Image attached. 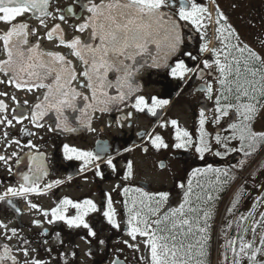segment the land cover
<instances>
[{
    "label": "snow or ice",
    "instance_id": "1",
    "mask_svg": "<svg viewBox=\"0 0 264 264\" xmlns=\"http://www.w3.org/2000/svg\"><path fill=\"white\" fill-rule=\"evenodd\" d=\"M74 2L80 6L79 13H74L72 6L66 10L57 8L55 13L49 11L54 6V0H0V22L10 25L9 30L0 32V56L5 57L0 60V74L6 78L0 79V84L13 85L15 89L25 93L44 90L42 95L37 97L38 102L28 111H20L18 115L15 113L22 107L19 99L0 90V97L10 99L16 104V108L12 109L14 115L10 118L6 114L8 104L5 99H0V126L7 128L13 126V121L22 123L28 120L35 128H43L41 121L50 112H55L56 128L64 132H75L77 126H80L91 131V119L96 112L103 114L113 109L119 110L120 105L127 106L133 98L134 103L131 106L136 112L158 117V110L168 105L169 101L157 97L146 99L143 95H137L140 89L137 77L146 67L166 68L170 69L172 78L184 81L189 87V81H201L196 91L204 93V98L212 101V122L219 124L224 121L228 125L226 130L231 133L223 137L220 134L215 135V143L223 147L225 153L240 152L244 158H249L258 150V146H264V132H256L253 129L257 116L264 110V71L255 66H264V56L247 45L224 43L222 50L209 49L206 45L200 48L201 53L211 51L212 60L193 56L191 52L184 53L200 67H189L183 58L176 60L174 66L170 63L181 54L185 26H191L197 32H201L205 27L203 21L207 10L197 0ZM85 12L86 16L83 15ZM26 13L36 16L43 27H47L46 20L49 17L68 23V14H72L73 19L82 20L79 25H72L73 30L81 33L87 30L88 39L82 41L79 37H74L70 42L66 41L61 24L57 23L47 31V39L52 40L55 36L59 45L68 48L69 52L62 54L44 51L38 43L30 42V36L35 34V30L27 23H14ZM217 16V24L227 21V17L219 9ZM217 31L223 34L225 29L221 27ZM201 35L203 36V33ZM228 35L230 37L232 33L229 32ZM232 49L239 51L240 56H234ZM68 56L78 58L84 70L77 73ZM78 77H83L84 83L80 87L87 88L90 96L84 95L73 86ZM78 101L83 102L82 107L78 106ZM27 105L28 101L25 99L24 106ZM66 110L79 113L75 117V125L65 115ZM132 117L133 113H128L125 119L131 120ZM208 119L209 109L202 107L199 111L200 136L197 142L193 141L188 131L178 127L177 120L172 119L170 124L175 129L176 141L174 147L185 150L194 147L199 158L203 159L205 152L212 151L205 139L204 128ZM167 123H162L161 127H166ZM27 135L33 136L37 133L27 132ZM3 136L5 140L8 139L7 132H4ZM233 141L238 142V147H230ZM150 142L157 150L169 147L159 134ZM15 143L20 145L19 140ZM21 147L31 150L25 153L28 170L19 174L18 188L8 187L0 194V203L9 206L17 216L21 214V209L13 198H23L27 201L26 208L39 210V206L28 199L29 195L46 194L44 189L51 190L62 183L57 179L42 189L41 181L49 175L46 167L49 157L31 142ZM107 151L106 145H101L98 153L64 145L63 157L66 160L83 161L81 172L95 162L94 174L102 177L100 161L113 172L118 171L115 157L109 155L105 158L101 155ZM143 151L147 152L148 148L145 147ZM225 153L216 151L215 155L223 157ZM12 156L17 157L16 163L19 165L21 160L18 153L13 152ZM9 159L0 155V162L4 165L9 164ZM245 163L246 159L239 161L241 166ZM8 170L11 171V168ZM209 173L212 174V179L208 184L197 185L203 195L194 194L191 180L187 188L183 184L179 185L182 190V202L177 207H165L168 201L167 193L151 194L141 188L124 187L123 195L127 199L122 200L121 204L126 213V235L130 241L135 242L133 244L125 241V245L139 252L142 243L148 256H142L140 259L147 260L148 264H206L205 248L211 239L212 204L235 179L229 171L213 168H197L192 175L195 177L197 174ZM133 174L132 162L126 161L124 179H130ZM130 193L136 195L130 196ZM239 203L240 195L236 194L230 207L226 209V214L233 216ZM106 205V210H102L92 199L74 202L64 198L50 211H42L45 221L35 220L33 224L42 227L44 222L54 224L62 221L69 229H87L88 236L95 238L97 232L86 220L90 213L100 211L111 228L121 227L116 219L117 212L110 194L107 195ZM69 209H74L75 213L71 214ZM240 221L244 223L241 224L233 216V219L225 224V264H264V259H261L264 257V231H260L264 228V212L260 213L259 219L254 218V212H249L247 216L241 215ZM0 229L4 230L5 239L17 238L18 243L14 250L23 253V264H42L37 259L29 258L30 251H35L30 248L29 238L20 236L16 228L9 230L2 222ZM233 231L235 235H232ZM38 235L46 238L48 233ZM59 235L57 233L58 237ZM99 243L104 244L105 241L100 240ZM2 248L0 264H7L8 261H11V264H21L12 256L13 248L7 244L2 245ZM113 264H120L119 258H116Z\"/></svg>",
    "mask_w": 264,
    "mask_h": 264
},
{
    "label": "flooded vegetation",
    "instance_id": "2",
    "mask_svg": "<svg viewBox=\"0 0 264 264\" xmlns=\"http://www.w3.org/2000/svg\"><path fill=\"white\" fill-rule=\"evenodd\" d=\"M96 2L99 3L100 0H96ZM197 2L207 10L204 14L205 19L210 20L212 18V20H216V24L218 20L217 9H219L227 17V21L217 24L218 28L223 27L225 29L224 32H228L230 27H227L226 24L231 22V28L234 30L232 31L233 34L237 37L239 36V38L241 37L240 43L250 44L249 46L253 51L264 56V0H197ZM69 6L74 8V13L81 11L80 6L75 4L74 0H54V6L49 11L55 13L57 8L66 10ZM228 6H238L241 8L247 6L249 9H236L235 16H231V13L227 12L228 9L226 7ZM83 15L86 16L87 13L85 12ZM244 21H246V24H243ZM21 22L27 23L31 29L35 30V34L30 36V42L33 44L38 43L44 51H55L62 54L69 52L68 48L59 45V40L55 36L52 40L47 39V31L51 30L57 23L61 24L65 40L68 42L74 37H79L82 41H85V38L89 35L87 30L83 33L73 30L72 25H79L82 20L73 19L72 14H68V23H62L59 19L53 20L51 17L47 18V27L41 26L39 19L32 13H26L14 23ZM235 24L238 25L236 26L237 33L235 32ZM242 27L244 30L248 28L246 34H241L240 28ZM9 28V24L0 22V32H6ZM201 33H204L203 29L201 32H197L193 27L185 26L183 30L184 44L181 54L171 62L172 66H174L176 60L183 58L189 67H200L195 60L184 55L185 52H191L193 56L212 60L210 56L206 55L208 52H200L201 47L205 45L207 47L210 46L212 35L211 33H206L202 36ZM0 47H2V44H0ZM4 58L0 56V60ZM68 59L74 63L77 73L82 72V65L77 61L78 59L75 56H68ZM255 66L264 71V66L259 64ZM0 79L6 80L2 74H0ZM138 80L142 84L140 95H143L146 99L157 97L169 101L168 105L158 110V117H152L146 113H138L132 106L120 108L119 110L113 109V111L103 114L96 112L91 122L93 130L86 134L82 132L69 135L52 132L49 124H43V128L37 129L28 120L22 123L13 121V126L7 128L0 126V155L10 158L8 165L0 162V194H3L8 187L18 188L19 174L27 172L28 160L25 153L31 150L21 147V145L27 142L36 144L40 152L49 157L46 163L49 175L42 179L41 188L44 189L46 184L57 179L62 181L60 185L54 186L51 190L44 189L46 194L29 195L28 199L36 203L39 206V210L26 208L27 201L23 198H13L21 209V214L17 216L9 206L0 203V222L6 224L9 230L12 228L18 229L20 236L31 240L30 248L35 249V251H30V259H37L42 264H78L76 259H78L81 250H83L82 253L84 250H87L95 264H112L116 258L122 259L120 258L121 250H113V247H116L120 243L121 236L126 237V218L122 219V216H120L121 214L126 215L125 210L120 211V207L122 206L121 201L124 200L121 194L125 183L123 184L120 179L123 176L124 170L126 171V161L130 158L126 154L132 150H140L141 154L150 155L151 158L157 159L155 163H149L147 167L149 173H156V170L158 173H167L165 181L159 175L156 178L157 180L153 181L147 178L144 173L145 171L139 174L136 173L137 171L133 172L135 176L134 186L136 188H141L149 193L170 194L165 205L166 208L177 207L182 202V190L179 185L181 183L187 188L188 184L186 183L194 172L193 169H220L222 171H229L230 175L235 177L234 181L227 185L225 191L220 193L219 198L214 201L219 202V207L216 210H211L213 220L210 222L212 224L210 231L211 239L205 248L206 264H211L214 261L225 262V224L229 220H232L233 216L238 222L243 224L244 222L240 221L241 215L247 216L249 212H254L255 218L256 213L259 215L264 212V146H258V150L252 157L244 158L240 152L225 153V149L215 143L216 134H220L223 137L231 133L226 130L228 125L224 121H221L219 124L212 122V101L206 100L204 93L196 91L201 81H196L195 83L189 81V84H191V87H189L184 81L172 78L170 76V69H166L163 72L144 70L139 75ZM82 83H84L83 77H78L73 82V86L78 91H82L84 95L90 96L87 88L81 89L80 85ZM0 90L19 99L22 107L17 109V113H15L17 115L20 111H28L34 103L38 102L37 97L41 96L44 91L41 89L25 93L7 83L0 84ZM0 99H5V102L8 104L6 114L11 118L14 115L12 109L16 108V104L7 98L0 97ZM25 99L28 101L27 106H24ZM180 102L183 106H186L187 113L191 119L190 123L183 129L189 132L194 142H197L200 136L199 111L202 107L209 109V119L205 124L204 131L206 133L205 139L209 142L212 151L205 152L203 159L199 158V154L194 151V147L187 150L176 149L174 147L176 143L175 129L171 127L170 121L173 118V108ZM128 113H133L131 120L125 119ZM168 114H170V119L166 118L165 120V122H168L167 126L160 127V119L164 115L168 116ZM139 120H154L153 132L147 135L145 132L147 129L141 126ZM253 129L256 132H264V110H261L257 116ZM4 132L8 133L7 140L4 139ZM27 132H35L37 135L28 136ZM157 134L161 135L164 142L169 145L168 148L157 150L151 146L150 141ZM16 140L20 141V145L15 143ZM64 145L94 153L99 152L101 145H106L108 151L101 153V155L105 158L109 155L115 157L114 162L118 171L113 172L103 161H100L102 177L94 174L95 162L90 168L81 172V168L84 167L83 161L75 159L66 160L63 157ZM145 147L148 148L147 152L143 151ZM230 147H238V142L233 141ZM216 151L225 154L223 157L216 156ZM13 152L18 153L21 160L19 165L16 163L17 157L12 156ZM241 159H246V163L242 166L239 165ZM161 164H163V168H161ZM176 165H181L179 173L176 171ZM9 168H11V171L8 170ZM240 178L242 179L240 180ZM210 179H212V174H206L203 180L199 183L197 182V185H207ZM197 185L193 189L194 194L203 195ZM108 194L111 195L114 202L117 212L116 219H118V222L121 221L120 229L111 228L100 211L90 213L86 217L87 222L97 232L95 238L88 236L87 229H69L62 221H57L54 224L44 222L42 227H36L33 224L35 220L45 221L42 211H50L64 198H69L74 202L92 199L98 208L106 210ZM236 194L240 195V203L237 205L233 216H228L226 209L230 207ZM213 195H216V193H213ZM193 199L195 200V195ZM69 212L74 214L75 210L69 209ZM3 214L5 216H2ZM32 215L34 217L29 220V217ZM248 223L250 224L251 220ZM215 225L219 226V239L217 242L212 238ZM233 229H236L235 224L233 225ZM106 230H109V233L105 236ZM43 232L48 233L46 238L43 235H38ZM57 233L60 234L59 237ZM232 235H235V231L232 232ZM250 235L249 233V237ZM45 239L47 242H44ZM100 240L105 241V243L100 244ZM17 243V239L7 240L2 233L0 235V252L3 251L2 245H9L13 248L12 256L16 257L23 264L25 260L23 253L14 250ZM212 245H216V251L212 248ZM229 260H231V253H229ZM7 264H11V261H8Z\"/></svg>",
    "mask_w": 264,
    "mask_h": 264
},
{
    "label": "rangeland",
    "instance_id": "3",
    "mask_svg": "<svg viewBox=\"0 0 264 264\" xmlns=\"http://www.w3.org/2000/svg\"><path fill=\"white\" fill-rule=\"evenodd\" d=\"M228 9L227 12L231 13V16H235V10L236 9H240L241 7H238V6H228L226 7ZM243 8H248L247 6H243L241 9ZM241 11V10H240ZM248 14V13H247ZM204 25L205 27L203 28V31L204 33L203 34H206V33H211L212 35V38L210 40V46L208 47L209 49H216V50H222L224 48V43H228L229 45H233V44H240V45H247L248 47H250L249 45L250 44H247V43H240L241 42V37L239 38V36L237 37L236 35L233 34L232 31L233 28H231V22H228L226 25L227 27H230L228 29V32H224L223 34H221L220 32L217 31L218 29V25L215 23L216 20H212V18L209 20V19H204ZM243 24H246V21L243 22ZM236 26H238L237 24H235V32L237 33V30H236ZM241 30V34H246L248 28H246V30H244V28H240ZM229 32L232 33V35L229 37ZM247 41H249L248 39H246ZM232 52H233V55L236 56V57H239L240 56V53L239 51L235 50V49H232ZM208 56L211 57V59H213V55H212V52L211 51H208V54H206ZM221 59H223V56H221ZM258 78V77H257ZM174 111H173V118L172 119H175L177 120L178 122V127H181L182 130H184L183 128L186 127L191 119H190V115L187 113V108L186 106H183V104L180 102V103H177L175 108H173ZM169 115L168 116H165L163 117L162 119H160V127H161V124L165 122L166 118H169ZM170 119V118H169ZM140 121V120H139ZM154 120H141L140 121V124L141 126H143L145 129V132L146 134H151L153 131L152 129L154 128ZM145 140V139H144ZM129 153V154H128ZM126 155H129L130 158H128L127 161H131L132 164H133V172H136L137 174H139L140 172L142 171H145V175L147 176V178H149L150 180H157L156 178L158 177H163L164 178V181L167 179V173H158L157 170L155 171L156 173H149L147 171V167L149 165V163H155V161L157 159H154L150 157V155H144V154H141V151L140 150H132L130 152H128ZM133 156V158H132ZM155 168V166H154ZM197 169V168H196ZM196 169H193V171H195ZM176 171L179 173L181 171V165H176ZM126 171L124 170L123 174H125ZM205 175H201V174H197L195 177H193V175L190 176V178L187 180L189 182V180L192 181V186H193V189L195 188V186L197 185V182L199 183L201 180H203V177ZM121 182L124 184V187H128V188H132V189H135L136 187L134 186V181H135V176L133 174V176L128 179V180H125L124 179V175L122 176V178L120 179ZM188 182L186 184H188ZM181 185V183H180ZM151 194H156V193H151ZM122 198L123 199H127L124 195H123V192H122ZM130 196H133V195H136L135 193H130L129 194ZM170 196V194H168V197ZM226 204V203H225ZM219 207V202H214L212 204V207H211V210H216V208ZM124 209L123 207L121 206L120 207V211L122 212ZM2 216H5V214H3ZM120 216H122V219H125L126 218V215L124 216V214H121ZM34 216L32 215L31 217H29V220L32 219ZM118 220V219H117ZM121 223V221H120ZM218 228L219 226L215 225V229H214V233L212 235V238L215 240V242L218 241L219 239V236H218ZM3 230L0 229V235H2V232ZM260 231H264V228H261ZM109 233V230H106L105 231V236L108 235ZM20 234V233H19ZM121 241L120 243H118L116 245V247H113V250H118L120 249L121 252H120V255L121 257L120 258H125L126 259V262L127 264H148V261L147 260H141L140 257L144 256V257H147L148 254L147 252L144 250V247H143V244L141 243L140 245V251L139 252H136L133 248H129L128 246L125 245V241H130V238L126 235L125 236H121ZM14 239H17V238H14ZM131 243H135L134 241H130ZM212 248L216 251V245H212ZM83 250H81V253H79L78 255V259L77 260V263L78 264H95L94 260L89 256L87 250H84V252L82 253ZM219 262L216 263V261H214L213 263L211 264H218ZM105 264H110V263H105Z\"/></svg>",
    "mask_w": 264,
    "mask_h": 264
},
{
    "label": "water",
    "instance_id": "4",
    "mask_svg": "<svg viewBox=\"0 0 264 264\" xmlns=\"http://www.w3.org/2000/svg\"><path fill=\"white\" fill-rule=\"evenodd\" d=\"M183 34V33H182ZM88 39V37L87 38H85V41ZM182 50V49H181ZM178 57V56H177ZM177 57H175L174 59H176ZM78 59V58H77ZM173 59V60H174ZM172 60V61H173ZM77 61H79V60H77ZM171 61V62H172ZM71 62V61H70ZM170 62V63H171ZM79 63L81 64V62L79 61ZM71 64L74 66V63L73 62H71ZM82 65V64H81ZM75 68V67H74ZM82 68V71L84 70L83 69V66L81 67ZM144 70H153V71H157V72H163L164 70H166V68H161V69H154V68H144L140 73H139V75L144 71ZM75 71H76V69H75ZM77 72V71H76ZM139 75H138V77H137V83L140 85V89H139V91H138V93H137V95H140L141 94V92H142V84L140 83V81L138 80V78H139ZM112 90H110V92H111ZM90 92V91H89ZM112 94H114V92H112ZM132 103H134V98H133V100H131V101H129L128 103H127V106H125V105H120V108H129L131 105H132ZM78 106L79 107H82L83 106V102L82 101H78ZM99 113V112H98ZM65 115H67L68 117H69V120H70V122H72L74 125H75V117L76 116H78L79 115V113H73V112H71L70 110H66L65 111ZM93 117H94V115L92 116V119H91V122H92V120H93ZM41 123H43V124H49L50 125V127H51V129H54V130H51L52 132H54V133H60L61 135H69V134H72V133H82L83 132V134H86V133H88L90 130H88L87 128H84V127H80V126H77V131H75V132H64V131H62L61 129H59V128H56V123H57V121H56V114H55V112H50L45 118H44V120L43 121H41ZM91 125H92V123H91ZM113 264V263H112ZM120 264H126V262H125V260H120Z\"/></svg>",
    "mask_w": 264,
    "mask_h": 264
},
{
    "label": "trees",
    "instance_id": "5",
    "mask_svg": "<svg viewBox=\"0 0 264 264\" xmlns=\"http://www.w3.org/2000/svg\"><path fill=\"white\" fill-rule=\"evenodd\" d=\"M260 215V214H259ZM259 215L258 213H256L255 215V219H259ZM261 259H264V257H261ZM219 264H225V262H220Z\"/></svg>",
    "mask_w": 264,
    "mask_h": 264
},
{
    "label": "bare ground",
    "instance_id": "6",
    "mask_svg": "<svg viewBox=\"0 0 264 264\" xmlns=\"http://www.w3.org/2000/svg\"><path fill=\"white\" fill-rule=\"evenodd\" d=\"M164 116H165V115H164ZM164 116H163V117H164Z\"/></svg>",
    "mask_w": 264,
    "mask_h": 264
}]
</instances>
